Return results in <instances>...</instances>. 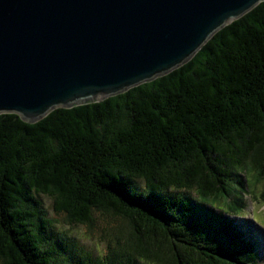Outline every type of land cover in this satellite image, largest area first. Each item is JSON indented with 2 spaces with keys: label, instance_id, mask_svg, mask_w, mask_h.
Returning <instances> with one entry per match:
<instances>
[{
  "label": "trees",
  "instance_id": "trees-1",
  "mask_svg": "<svg viewBox=\"0 0 264 264\" xmlns=\"http://www.w3.org/2000/svg\"><path fill=\"white\" fill-rule=\"evenodd\" d=\"M248 178L264 181V0L125 92L1 113L0 264H258L230 218ZM43 195L105 250L58 229Z\"/></svg>",
  "mask_w": 264,
  "mask_h": 264
},
{
  "label": "water",
  "instance_id": "water-1",
  "mask_svg": "<svg viewBox=\"0 0 264 264\" xmlns=\"http://www.w3.org/2000/svg\"><path fill=\"white\" fill-rule=\"evenodd\" d=\"M263 0H0V114L36 122L187 62Z\"/></svg>",
  "mask_w": 264,
  "mask_h": 264
},
{
  "label": "rangeland",
  "instance_id": "rangeland-1",
  "mask_svg": "<svg viewBox=\"0 0 264 264\" xmlns=\"http://www.w3.org/2000/svg\"><path fill=\"white\" fill-rule=\"evenodd\" d=\"M257 183L258 184H255L254 181L248 178L246 181V188H241V195H243L244 198L246 197L248 206L242 214L230 215V218L235 221L234 224L243 232L247 240L251 239L252 241H256L258 264H264V202L262 198L264 181H259ZM42 197L50 216L56 219L55 224L58 229L64 228L68 234L79 242H82V244H86L89 248L98 249L100 251L105 250L107 239L110 237L109 233L99 230L98 228H96V230H91L87 225H69L65 223V216L56 212L52 198L47 195H43ZM208 206L211 207V205Z\"/></svg>",
  "mask_w": 264,
  "mask_h": 264
},
{
  "label": "clouds",
  "instance_id": "clouds-1",
  "mask_svg": "<svg viewBox=\"0 0 264 264\" xmlns=\"http://www.w3.org/2000/svg\"><path fill=\"white\" fill-rule=\"evenodd\" d=\"M240 230V229H239ZM249 240H251V239H249ZM256 252H257V250H256ZM258 253V252H257Z\"/></svg>",
  "mask_w": 264,
  "mask_h": 264
}]
</instances>
